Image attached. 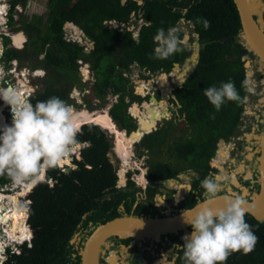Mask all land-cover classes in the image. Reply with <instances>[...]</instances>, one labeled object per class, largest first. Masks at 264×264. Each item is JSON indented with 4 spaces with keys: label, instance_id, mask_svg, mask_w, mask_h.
<instances>
[{
    "label": "trees",
    "instance_id": "trees-1",
    "mask_svg": "<svg viewBox=\"0 0 264 264\" xmlns=\"http://www.w3.org/2000/svg\"><path fill=\"white\" fill-rule=\"evenodd\" d=\"M21 1L27 4V0ZM261 2L264 6V0ZM15 4L16 0L13 6ZM132 11L137 15L142 11L146 23L141 26L138 39L127 27L120 30L111 23L130 24ZM182 18L194 25L201 44L198 65L184 85L174 91L190 131L185 135L176 134L175 124L170 120L163 128L141 139V151L153 155L146 174L147 191L137 184L131 173L125 186H116L118 169L108 158L114 145L109 132L92 123L83 125L77 139L80 144L87 145L74 155L73 163L77 166L69 156L65 164L75 168L69 172L59 166L49 169L46 181L37 183L28 194L32 200L30 205L25 207L18 199L20 224H23L20 240L26 237V229L27 238L32 236L33 230L32 245H21L19 253L9 250L3 264H82L84 242L97 225L130 214L172 215L203 199L204 189L200 183L205 177H212L209 161L216 154L217 142L234 135L244 111L246 69L241 59L250 52L240 40L243 29L234 0H147L142 5L135 1L123 4L121 0H49L46 16L33 18L20 27L16 26L13 15L10 16L13 29L24 30L28 42L23 48L9 47L10 39L5 36L3 62L9 66L10 61L17 58L20 68L28 66L31 71H45L43 77L36 78L38 85L30 102L35 104L37 100L58 96L72 104V87L81 84L79 60H82L89 63L95 77L92 92L85 96L86 102L93 105L96 98L109 102L110 97L118 96L110 114L124 127L134 124L128 112L131 102L127 97L133 96L130 100L135 101L131 77L135 67L144 69L146 77L157 72H170L174 63L188 53L185 46L168 59L153 56L157 30L176 27ZM260 18L264 27V10ZM204 20L210 21V27H204ZM67 22L79 25L94 42L89 51L78 41L66 38L64 26ZM261 65L264 79V65ZM228 80L235 83L241 99L228 101L216 111L204 95V89L212 85L219 87L221 82ZM202 124L209 133L204 142H201L203 136L196 131V126ZM220 145V148H226L223 141ZM166 150L186 161L182 169L194 171L190 175L193 189L189 198L172 210L157 205L156 201L158 188L155 184L166 182L179 171L177 165L156 157ZM111 157L115 159L114 152ZM0 181L7 184L12 180L5 174L0 175ZM245 220L258 237L255 248L248 254L232 253L225 264H264V220H257L251 214H245ZM170 236L181 239V234L171 233ZM116 239L118 237H109L106 241H115L117 245ZM121 241L129 242L127 238H121ZM102 247L108 251L106 245ZM104 262L101 258V263Z\"/></svg>",
    "mask_w": 264,
    "mask_h": 264
},
{
    "label": "clouds",
    "instance_id": "clouds-1",
    "mask_svg": "<svg viewBox=\"0 0 264 264\" xmlns=\"http://www.w3.org/2000/svg\"><path fill=\"white\" fill-rule=\"evenodd\" d=\"M14 1H12L11 7H6L9 24L10 16L13 15L14 17L16 9V4L13 6ZM22 12L23 10L19 14ZM19 19H15L17 23ZM69 24L77 25L74 22H69ZM69 24H65L66 28L64 26L66 38L78 41L85 46L89 44L87 40L89 38L81 30V27L77 25L80 27L79 30L84 38L79 39L73 37L68 31ZM203 24L205 28L210 27V21L204 20ZM11 27L12 31L25 34L24 30H14L13 25ZM177 30L175 27L157 30L154 36L156 47L153 56L155 59H168L181 51V45L184 41ZM8 37L10 39L8 46L12 47L10 43L14 42V38ZM22 43L24 45L17 46V48L25 46L26 37ZM13 61L17 60H11L9 66L0 64V75L4 73V78L12 77L6 76V74L18 73L15 70L10 71V68L15 65ZM32 93L27 97V100L21 97L15 88H0V99L11 107L12 113L11 124L0 128V175L6 174L12 181L7 184L0 182V187L9 184L11 186L13 182L14 184L31 183L33 185L31 192L49 169L58 166L64 168L68 164L63 166L61 163L80 148L77 136L81 131V116L73 105L58 96H51L46 100H37L33 104L29 101ZM204 95L216 111H219L222 105L228 101L241 99L232 80L221 82L219 87L209 86L204 89ZM81 144L85 145V143ZM200 186L204 189L203 194L208 201L216 199L221 187L217 180L212 177H205ZM20 189L21 187L17 190L20 191ZM6 193L7 191H5V195ZM243 205V198L237 195L234 199L229 200L223 209L213 211L210 208H205L194 218L188 220L192 232L182 237L183 246L179 244L174 246L183 249L184 264H225L232 253L243 252L248 254L252 252L258 237L245 220ZM32 238L33 230L32 236L22 242L14 243V241L5 240L4 242L7 243L5 255L9 250L19 253L23 244L32 245Z\"/></svg>",
    "mask_w": 264,
    "mask_h": 264
},
{
    "label": "flooded vegetation",
    "instance_id": "flooded-vegetation-1",
    "mask_svg": "<svg viewBox=\"0 0 264 264\" xmlns=\"http://www.w3.org/2000/svg\"><path fill=\"white\" fill-rule=\"evenodd\" d=\"M121 1L123 2V4L128 3L129 1H135L138 4L142 5L147 0H121ZM142 14H143L142 11L138 15H137L136 11H132L130 14V19L131 20L133 18L140 19L142 21V25L146 24L144 22L145 19L142 17ZM181 22L186 23L187 21L185 20V18H182ZM131 23L127 25L126 23L121 22L117 26L120 27V30H123V27H127V29L132 30L129 27V25H131ZM187 23H189V22H187ZM178 25L175 28H178ZM190 25L193 28L192 33H189V31H184V30L182 31L179 28L177 30L179 35L181 36V38L184 41V43L182 44L183 47H185V45L189 42V40L191 39V36H194L193 39L194 38L197 39L196 34L198 32H196L194 30L193 24L190 23ZM140 28H139V31H140ZM17 33L19 36L22 37V39L20 40V42L22 44V42L25 40V34H23L21 32H17ZM15 34L13 36L14 42L10 43L12 45V47L19 46L17 44V40H18L19 36L16 37ZM135 37L138 39L140 37V34L138 33V35ZM196 39H195V41H196ZM87 40H88L89 44H87L86 46H87V51H89L94 46V42H92L90 39H87ZM199 40H200V38H199ZM27 42H28V34L26 37V43ZM194 42L191 45L190 50L187 49L188 53L189 52L190 53L189 54L187 53L186 56L181 61L174 63V67H175L176 63L180 64V67H178L176 69L177 71H175V76L177 75L178 78H179V74H182L184 72V70H186V73L184 74L186 76L185 80L182 81V85L181 84H175L174 85L175 89L177 87H181L184 85L189 74L192 73L194 71L195 67L198 65V63H197L194 66L193 61H192L193 52H194ZM4 45H5V42H4ZM3 53H4V49H3ZM3 53H2V56L0 57V63H1V61H3L2 60ZM15 60H17V63H19V60L17 58ZM189 66H190V68H187ZM174 67H173V69H174ZM173 69L169 73H174ZM26 70H28V69H26ZM0 73H1V71H0ZM20 74H21V77L25 76L24 72H20ZM261 75H262V73H261ZM6 76L17 77L16 74H11V75L6 74ZM4 77H5V75H4V73H2V75H0V88H1L2 83L4 81ZM142 82H145V81L144 80L140 81L138 86L136 87L138 89V92H140V93H141L140 88H141ZM21 84H22L21 87H23L24 84H26V82H24V83L22 82ZM155 86H156V83L153 82V86H152L153 89L151 90V88L147 89L148 86L145 85V91H146V94H148V96H147V99H144V100H148L150 98V95L152 93H155L159 99H164V98L167 99L169 102V105H171V107H172V104L174 106L177 104L178 109H176V112L174 113L175 129L177 131L176 134L185 135V133L190 131V128L188 127V123L186 120V114L181 111V104H179L178 97L174 93L175 89L173 91L167 90L166 94H165L166 97H164V96L162 97L161 96V88H158L159 93H157ZM7 87L8 86L5 85V87H3V88H7ZM17 90L18 89H16V91ZM143 101L142 102H138V101L133 102L131 104V108L133 106H138L140 108V110L143 111L144 110V108L142 107ZM159 101L163 104V106H164V108H166V110H164V109L161 110V113H160L158 119L162 116L161 115L162 113H165L166 116L168 117L170 109H167L166 103L162 102L161 100H159ZM0 104H6V103L4 102V103H0ZM6 106H9V105L6 104ZM263 107H264V102H263ZM84 110H87V109H84ZM89 112L92 113L95 111H89ZM108 114L112 118H114L110 113H108ZM135 117L137 119H139L137 116H135ZM114 121L116 122L115 118H114ZM183 121H184V123H183ZM139 122H140V119H139ZM156 122H157V120H156ZM136 125H137V121H136ZM246 127H247V125L245 123V120L243 119V112H242V115L240 117V122L237 125V129L235 130L234 135L230 136V138L228 140L225 138H220L218 140V142H217L218 148L216 150V154L209 161V165H210L209 171H210V174L212 175V178L216 179L217 182L220 184V186H221V183L225 184V190L226 191H225V193H222V194H231L230 193V190H231L232 195L236 196L238 190L244 189V184H243L244 182L245 183L249 182L248 187L251 184V187H250L251 193H254L255 191H257L259 189L260 185H259V181H258V178H259L258 156H259L260 152L258 150L253 152L254 151V145L252 143H253V141L257 142V140L255 139V133H260L261 129L259 130V128H258L255 131L252 130L251 132H247V131H245ZM185 128H186L187 132L182 131ZM122 129H124V128H122ZM126 129H127V127L124 130H126ZM127 130H129V129H127ZM132 133H134V132H132ZM127 134L130 135V133H127ZM112 135L115 136V134H112ZM233 139H234V142L232 141ZM205 140H206V138H202L201 142H204ZM221 141H223V144H225L226 148H220ZM113 144H114V141H113ZM114 146H113V148H114ZM257 146H259V143ZM111 151H110V153H111ZM115 151H116V149H115ZM233 153L236 154V156H237L236 158L233 157V156H235V155H233ZM116 154L118 155L117 151H116ZM134 155L135 154H133L131 156V159L133 158ZM225 156L226 157L228 156V157L225 161H223L222 158H224ZM120 158H121V161L123 162V164L126 163L124 161V158L121 155H120ZM238 159L241 160V163H238V164L241 165L244 163L246 172H247L246 168L250 164L249 163L250 160L253 161L252 166H251V170H254V171L251 172L252 177L250 179L245 180L247 175H245L244 172H242L243 165L240 166V165L235 164L234 161H236ZM114 160L115 159H113V161H112L110 159V161L113 164H114ZM230 160H232L233 162H231ZM123 164H122V167L120 169V175L118 178H120L122 183H125V180H126V182L128 181L129 176L126 175L127 169H126V167L125 168L123 167ZM129 164L130 163H127L126 166H129ZM182 165H183L182 163L177 164L179 171L176 173V176H174L173 178H169L166 182L155 184V187L157 186V188H158V192L156 193V198H160V200H161V203L157 202V205L164 206L166 208V210H172L175 206L180 205V203L182 201L189 198V195L192 192V189H193L192 181L193 180H192L190 175H191V173H194V171L191 170L190 168L182 169ZM148 169H149V167L147 166V171H148ZM147 171H145L143 173L144 175L143 174L140 175L141 174L140 173L138 176L140 186H142V184L145 185V191H147L146 189H147L148 184H149V181L146 177ZM142 172H143V170H142ZM221 172H222V175H221ZM145 181H147V182H145ZM226 181H229V182H226ZM116 186L121 187L122 185L116 184ZM256 188H257V190H255ZM222 190H223V186L220 187L219 192H222ZM251 196H252V194H251ZM251 196H248V199L251 198ZM178 198H179V200H178ZM171 199H173L174 202H173V205L171 206V208H168L166 203L169 202ZM203 199H205V197ZM203 199L198 200V202L203 200ZM14 204L16 206H18V204H19L18 200H16V202H14ZM28 205H26L25 207H27ZM9 207H11V206H9ZM5 208H7V207H5ZM181 211H183V210H181ZM181 211H179V212H181ZM6 221H5V223H6ZM28 223H29V217H28ZM185 232L191 233L192 232L191 226H189L186 229L181 230L178 233V234H181V239H173V237L170 236L171 234H169L168 236L162 235L157 239H155V238L147 239L149 237H146L144 239H127L129 241L127 243L122 242L121 238H119V237H118L119 239H116V240H118L117 245H119L120 247H123V246L125 247V254L128 256L127 260H126V264H184L183 249L182 248H176L174 246L177 244L183 246L184 240L182 239V237L185 236ZM3 233L7 234L4 231H3ZM6 236H2V239H9ZM115 243H116L115 241H110V244L108 246H106L108 248V251L103 250V249L100 251V258L101 257L103 258V254L111 251V249H113L112 247L116 246ZM101 248H103V247H101ZM144 251L146 252V254H144ZM100 263H101V259H100Z\"/></svg>",
    "mask_w": 264,
    "mask_h": 264
},
{
    "label": "rangeland",
    "instance_id": "rangeland-1",
    "mask_svg": "<svg viewBox=\"0 0 264 264\" xmlns=\"http://www.w3.org/2000/svg\"><path fill=\"white\" fill-rule=\"evenodd\" d=\"M48 1L49 0H27V4L24 5V4H22L23 2L21 0H16V2H19L20 4H22V9H23V12L21 14H19L20 19H19V21H18L16 26L20 27L26 21H31L33 18H36L38 16H46L47 12H48ZM255 3L258 5V7H257L258 17H261V11L263 10L264 6L262 5L261 0H255ZM131 22L132 23H131V25H129V27L133 30L134 35L137 36L138 33H139V28L142 25V21L140 19L133 18L131 20ZM67 24H69V23L67 22ZM112 24H113V26L114 25H119L118 23H114V22ZM178 28L180 30H182V31L183 30L184 31H189V33L193 32V28L191 27L190 23H187V22L186 23H182L181 22L178 25ZM178 28H176V29H178ZM19 31H20V29H19ZM68 31H70L69 28H68ZM24 33H25V37H27V33L25 31H24ZM80 36H81V39L84 38V36H82V34ZM73 37H75V36H73ZM193 37L194 36H191V39L185 45V46H187L188 50H190L191 45L193 44V42L196 39V38L193 39ZM77 38H79V36ZM240 40H241V42H245L243 38H241ZM23 45L24 44L22 43L21 46H23ZM181 47H182L181 50H184V47L183 46H181ZM253 52L254 51H250L248 54L244 55L242 57V59H241L243 65H244V67L246 69L245 83H246V87H247V90H246L247 94H246V96L244 98L243 119L245 120V123L247 125V127L245 129V131H247V132H251L254 128H256V129L259 128V130L261 128L263 129V122L261 120L264 118V108H263V102H264V79H262V77H261L262 65H261V61L257 57L256 53L254 52L255 54H253ZM27 68L29 70L28 71H24V72H27L26 76H22L21 77V74H19V72H18V73H16L17 77H9L8 79H9L10 85H8L7 88H9V89H11V88L20 89V87L22 85L21 83L22 82L23 83L26 82V84L28 86L34 87V89H35L36 86L38 85L37 79H36L37 76L34 75V73H35L34 71L32 73V71L30 70V67L27 66ZM82 68L83 67H79V71H80V69L82 71ZM87 68L89 69V74H88L89 76L88 77L83 76V78H81V84L79 83V85H76V86L72 87L73 89L71 91L70 97L74 100V102L72 103L73 107L75 109L78 108V110L87 109L89 111H95V112L96 111H100V112H108L109 111L110 112V105L114 102V98H116V96L110 97V101L109 102L102 101L99 98H96L94 100L93 105H89L86 102L85 96H87L88 94H90L92 92V83L94 82V79H95L94 71L91 70V68L89 66H87ZM146 74H147V72L144 71V69H141L139 67H135V71H134V73L131 76L133 81H134V84H133V90H134L133 91V95H136L135 98H134L135 101H133V102H137V101L138 102H142L144 99H147L148 94H146V93L142 94V93L138 92V89L136 88L140 81L144 80L145 82H147L145 85H149L150 88H151L153 86V82L154 81H161V82L163 81L164 82V80H165V78L162 77V73H160V72L159 73L157 72L154 75H149L148 77L145 76ZM40 75H43V73L41 72ZM152 78H154L155 80L153 81ZM5 85H6L5 81H3L1 88L5 87ZM150 88H147V89H150ZM156 90H157V93H159V89H156ZM165 94H166V92L164 93V97H166ZM132 97L130 96V99ZM130 99H129V101L131 103H130V105L128 107V112L130 113V115H132V117L134 119L133 120L134 124H131V125L128 124L126 126L127 129L134 128L136 126V121L138 120L130 112V106L133 103ZM0 103H4L2 99H0ZM75 103L79 104V105L77 106V105H75ZM169 109H170L169 110L170 112H169L168 117L166 119H163V120L159 121L156 124V128L157 129L158 128H163L165 126V124L168 121H170V120H173V122L175 124L174 113L176 112V109H178V106H177V104L175 106L172 104V107H171V105H169ZM3 112L6 115L7 121L12 122L11 107L10 106H6L4 108V110H3ZM189 119H191V117H189ZM183 123H184V121H183ZM212 123H214V122H212ZM116 124H117L118 128H120V129H122V128L125 129L126 128V127L120 125L117 121H116ZM188 127H190V125H188ZM157 129L154 130V132L157 131ZM182 131L183 132H185V131L187 132L186 128L183 129ZM196 131L199 134H201L200 136H203V138H206L207 136H209V133L206 130V128H204L203 124L200 125V126H196ZM129 133L132 134V132H129ZM109 136H110L111 141L112 142L114 141V143H115V136L112 135L111 133H109ZM232 141L234 142V139ZM252 144L254 145V151L253 152H255L256 150H258V151L260 150V145L257 146L258 142H256V141L254 142L253 141ZM86 145L87 144H85L83 147H85ZM220 146L222 147V145H220ZM141 148H142L141 141L138 140L137 142H135V144L133 146V150H132L131 154L132 155L135 154V155L131 159L132 160L131 164H129V166H126V169H127L126 175L128 176V174L131 173L132 177L137 181L138 185H140V182H139V179H138L139 174L141 173L140 175H142L143 172L147 171V166H148V163H149V159H150L151 156H153L150 153L146 154V153L142 152ZM114 149H115V146L111 150L113 151ZM114 154H115L114 164H115V166L118 169L117 174L119 175V172H120V169L122 167L123 162L121 161V158H119L120 155L116 154V151L114 152ZM233 155H235L233 157H235V158L237 157L236 154L233 153ZM156 157L161 159V160H164V161H170V162H172L175 165L181 164V163L185 165V163H186V161L184 159L175 157L174 154L170 153L168 150H166L163 154H159ZM230 161L233 162L232 160H230ZM234 162H235L236 165H240L238 163H241V160L238 159V160H236ZM249 163L250 164L246 168L247 172L245 171L244 163L241 164V165H243L242 172H244V174L247 175L245 180L250 179L252 177L251 172L254 171V170H251V166H252L253 161L250 160ZM76 166H77V164H76ZM70 167H72V166H70ZM142 170H143V172H142ZM221 175H222V172H221ZM45 177H46V174H45L43 179H45ZM145 182H147V181H145ZM226 182H229V181H226ZM126 183H127L126 180H125V183L122 184V183H120V178L117 179V184L118 185L124 186ZM2 184H5V183H2ZM51 184H53V182ZM243 184H244V189L237 191V195L238 196H242L245 193L249 194V196H251V194L253 195L255 193V192L251 193V189H250L251 184H250L249 187H248L249 183H245L244 182ZM9 185L5 186V189H6L7 193L5 195L6 197L2 201V204H3L2 210L4 209V211H5V209H6V211L9 212L8 209L5 208V207L9 208V206H12V207L16 206L14 204V202H16V197H18L19 194H17L16 196H11V195L14 194L15 192H20V191L17 190L19 187H21V189H22V191L20 192V197H19L20 198V203L24 204L25 206L28 205V204L30 205V203H32V200L30 199V197L25 195L26 191H23V187H24L23 184H19V187L17 189H16L17 186L14 184V182H13V185H11V186H9ZM221 186H223L222 193H225V191H226L225 190V184L221 183ZM141 187H142V189L145 190V185L144 184H142ZM246 189L248 191H246ZM0 193H2L1 190H0ZM29 194H30V192H29ZM7 198L9 199L8 201L6 200ZM156 201L161 203L160 198H156ZM173 202H174V200L171 199L169 202L166 203L168 208H171V206L173 205ZM4 220H8V219L4 218L3 221ZM1 223H2V227L5 226L7 229H9V231H7V235L9 237V241H14V243L19 242V239H18L17 236H19L20 227H22L21 225H23L22 223L20 224V219H18L17 222H13V220H10V221L8 220L7 224H5L3 222H0V224ZM186 234H190V233L189 232H185V235ZM76 238H77V235L74 237V239H76ZM147 239H153V238H147ZM5 240H8V239H3L2 241H5ZM109 244H110L109 241L108 242L105 241L102 246H104V245L108 246ZM112 248L113 249H111V251L103 254V259L105 260V262L103 264H126V260H127L128 256L125 254V247L124 246L120 247L119 245H116V246H114ZM101 249H103V248H101ZM144 254H146L145 251H144ZM6 257H7V255L4 256L3 258L5 259ZM101 258L99 256V261H100Z\"/></svg>",
    "mask_w": 264,
    "mask_h": 264
},
{
    "label": "water",
    "instance_id": "water-1",
    "mask_svg": "<svg viewBox=\"0 0 264 264\" xmlns=\"http://www.w3.org/2000/svg\"><path fill=\"white\" fill-rule=\"evenodd\" d=\"M234 2L236 4L243 29V34L241 37L244 39L245 42H242V44L246 49L254 51L261 63L264 65V27L261 24V18L258 17L257 14L258 5L255 3V0H234ZM196 37L197 39L194 42V52L192 57L194 66L199 63L201 51V44L199 40L200 34L197 33ZM178 67H180V64L176 63L173 69L174 73L162 71V77L165 78L164 82L154 81L155 79L152 78L153 81L156 83V89H158L157 87L161 88L162 97L164 96V93L167 90L173 91L175 89V84L182 85V81L185 80L186 76L184 74L186 73V70H184L182 74H179V78L177 77V75L175 76V71H177L176 69ZM187 68H190V66ZM79 75L80 78H83V73L81 69L79 71ZM245 90H247V87H245ZM117 97L118 96L114 98V102L110 105V108L118 101ZM129 99L130 97H127V101H129ZM152 100H155L156 102L161 100L162 102L166 103V107L167 109H169L168 100L165 98L159 99L155 93H152L148 100L143 101L142 107L146 108V105H148V103ZM157 113V109H154L152 116L157 117ZM161 115L162 116L157 119V123L167 118L165 113H162ZM150 118L152 119L153 117ZM261 121L263 122L262 132L255 133V139L260 145V154L258 156V181L260 186L258 190L257 188L255 189L257 191H255V193L251 196L250 199H248L249 194L246 193L240 196L244 200L243 207L245 214H251L257 220H264V118ZM87 123L99 125L95 122H86L81 125V129L83 125ZM99 126L104 130H108L109 133L113 134L112 132H110L109 129L104 128L101 125ZM140 127L142 128V125L138 119L137 125L134 128L129 129V131L126 129V132H137ZM156 129V127H153L151 131L143 133L141 139L145 136V134L151 133ZM253 130L255 131L256 128H254ZM112 152H115V149L111 151V153ZM111 153L109 152L108 158L113 161ZM73 168L74 167H70V165H66L63 170L65 172H69ZM42 180H46V177ZM246 191L248 190L246 189ZM227 195L228 194H218L216 199L212 201H208L205 198L193 205L192 207L173 215L151 217L146 216L144 214H141L139 216L130 214L125 216H116L110 220H107L104 223L97 225L92 231V233L85 240L83 249L81 251L82 264H101L99 261L101 246L109 237H120L127 239H144L146 237H149L157 239L162 235L168 236L171 233L178 234L181 230L191 226L187 221L194 218L199 212H201L205 208H210L213 211L223 209L229 200L234 199L237 196L232 195V197L230 198L226 197Z\"/></svg>",
    "mask_w": 264,
    "mask_h": 264
},
{
    "label": "bare ground",
    "instance_id": "bare-ground-1",
    "mask_svg": "<svg viewBox=\"0 0 264 264\" xmlns=\"http://www.w3.org/2000/svg\"><path fill=\"white\" fill-rule=\"evenodd\" d=\"M0 8L2 9L1 6H0ZM68 27L70 28L71 34L73 36H75V38H77L78 36H79V38H81L80 35L82 34V32L79 30V27L77 25L71 26L69 24ZM14 34H15L16 37L19 36L17 32H14L13 35ZM21 39H22V37L19 36L18 40H17V44L19 46H21V42H20ZM18 65H19V63H18ZM19 68H20V66H19ZM23 68H25V67L20 68L21 71L23 70ZM26 71H28V70H26ZM24 73H25V76H26L27 72H24ZM82 73H83V76H85V77L89 76L88 75L89 74V69L87 68V65L83 66ZM19 74H20V72H19ZM145 84H146V82H142V85H141V88H140L142 94L146 93ZM146 86H148V88H150L149 85H146ZM30 88H31V86H28L27 84H24V86L21 87L20 89H18L17 92L19 93V95L21 97L26 99V92L27 91H31ZM5 107H6V104H0V128H2L5 125H10L11 124V122L7 121L6 115L3 112ZM154 109H157V111H158L157 117L152 116ZM162 109L166 110V108H164L163 104L160 101L156 102L155 100H152L151 102H149L148 105H146V108H144L143 111H141L138 106H133L131 108V111H132V113L135 116H137L140 119L142 128L140 127V129L137 132H134V133H132L130 135L127 134L126 130L118 128L116 122L108 114V112L96 111V112H92L91 113L88 110H84V109H81V110L76 109V111L81 116L80 125H82L83 123H86V122H95V123L101 125L102 127L109 129L110 132L115 134V149L118 152V154L121 155L124 158V161L126 163L123 164V167L125 168L127 163L131 164V161H132L131 160V156H132L131 153H132V149H133V146H134L135 142L141 139V136L143 135V133L151 131L153 127H156V123H157L156 120L158 119ZM150 117H153V118L151 119ZM81 148H83V144H80L79 150ZM76 152H74V153H72L70 155L72 163H73L74 155H75ZM227 157L225 156L224 158H222V160L225 161L227 159ZM66 161L67 160L63 161L61 163V165H64L66 163ZM73 165H74V163H73ZM119 175H120V172H119ZM15 185L18 188L19 184L15 183ZM23 185H24L23 191H26L25 195H28L33 185L31 183H25ZM21 191H22V189L20 190V192ZM20 192H15L11 196H16L17 194H19V196L16 197V200H18L19 197H20ZM230 193L231 194H228L226 197H230L231 198L232 197V191L231 190H230ZM5 197H6L5 194L0 193V222L5 223L6 220L3 221L4 218H7L9 221L13 220V222H17V220L20 219L18 206H16V207H12L11 206L9 208L7 207L9 212H7L6 209H5V211H4V209L2 210V208H3L2 201H3V199ZM8 220L6 221L5 224H7ZM0 227H1L0 228V237H1L0 238V247H1L0 248L1 249L0 250V264H1L3 259H4L3 258L4 257L3 252H4V246H5V242L2 241L1 239H2V236H6L7 235V234L3 233V231L7 233V231H9V229H7L5 226L2 227V223L0 224ZM26 231H27V235H26V237L24 239H26L28 237V230L26 229ZM20 235L21 234L19 233V236H17V237L19 239V242H22L24 239L20 240L21 239ZM6 237H8V235Z\"/></svg>",
    "mask_w": 264,
    "mask_h": 264
},
{
    "label": "built area",
    "instance_id": "built-area-1",
    "mask_svg": "<svg viewBox=\"0 0 264 264\" xmlns=\"http://www.w3.org/2000/svg\"><path fill=\"white\" fill-rule=\"evenodd\" d=\"M12 1H13V0H0V6L2 7V9L0 8V57L2 56L3 49L5 48V45H4V36H12V37H13V34H12V33H13L14 31H12V27H11V25L9 24V18H8V16L6 15V14H7L6 7H11V3H12ZM15 7H16V9H15V12H14V17H15L16 20H18V19H19V13H20L23 9H22V6H21V4H20L19 2L16 3ZM13 62L15 63V65H14L12 68H10V71L15 70V71H17V72H24V71H26V69H28L27 67H25V68H23V70L21 71V70L19 69V65L17 64V61H13ZM79 63L81 64V67H83V66H85V65L89 66L87 63H84L82 60H79ZM0 64L5 65L3 61H1ZM28 70H29V69H28ZM34 72H35L34 75H35V76H38V77H43L44 74H45V72H44L43 70H41V69H36V70H34ZM41 72L43 73V75H40ZM32 73H33V72H32ZM4 81H5V83H6V86L10 85V83H9V79H8V78H4ZM34 90H35L34 87H31V91H27V92H26V99H27V97L30 96V94H31ZM27 100H28V99H27ZM130 112L132 113V111H131V106H130ZM132 114H133V113H132ZM133 116L135 117L134 114H133ZM135 118H136V117H135ZM85 144H86V143H85ZM5 186H6V185H2V186L0 187V190H1V192H2L3 194H5V191H6ZM6 200H8V198H7ZM6 244H7V243H5V246H4V252H3L4 256H6V255H5V254H6ZM16 250H17V249H16ZM17 251H18V250H17Z\"/></svg>",
    "mask_w": 264,
    "mask_h": 264
},
{
    "label": "crops",
    "instance_id": "crops-1",
    "mask_svg": "<svg viewBox=\"0 0 264 264\" xmlns=\"http://www.w3.org/2000/svg\"><path fill=\"white\" fill-rule=\"evenodd\" d=\"M160 73H162V72H160ZM157 88H159V87H157ZM167 88V87H166ZM153 88L151 87V90H152ZM154 132V131H153Z\"/></svg>",
    "mask_w": 264,
    "mask_h": 264
}]
</instances>
